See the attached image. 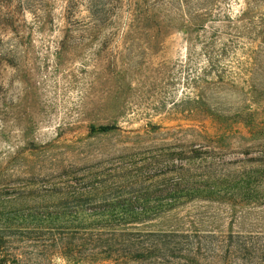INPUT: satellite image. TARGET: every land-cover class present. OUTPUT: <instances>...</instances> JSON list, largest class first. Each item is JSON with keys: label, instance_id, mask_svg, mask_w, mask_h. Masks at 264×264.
<instances>
[{"label": "rangeland", "instance_id": "374dc122", "mask_svg": "<svg viewBox=\"0 0 264 264\" xmlns=\"http://www.w3.org/2000/svg\"><path fill=\"white\" fill-rule=\"evenodd\" d=\"M98 1L0 0V264H264V0Z\"/></svg>", "mask_w": 264, "mask_h": 264}, {"label": "trees", "instance_id": "16d2710c", "mask_svg": "<svg viewBox=\"0 0 264 264\" xmlns=\"http://www.w3.org/2000/svg\"><path fill=\"white\" fill-rule=\"evenodd\" d=\"M69 1H70V3L68 5V15L71 16L72 10L74 9L76 2H75V0H69ZM25 4H27V2ZM99 5H100V1H98V0H88V7L90 8L89 14L92 17L93 22H96V23L102 21V19L99 18V14L101 12L100 11L101 9H99ZM101 8H103V5H101Z\"/></svg>", "mask_w": 264, "mask_h": 264}]
</instances>
